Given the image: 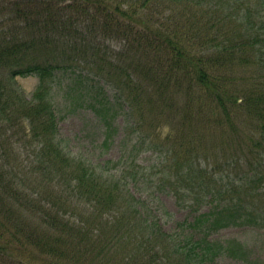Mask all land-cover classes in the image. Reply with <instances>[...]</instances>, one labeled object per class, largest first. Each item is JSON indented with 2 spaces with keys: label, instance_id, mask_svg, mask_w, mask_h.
Listing matches in <instances>:
<instances>
[{
  "label": "trees",
  "instance_id": "obj_1",
  "mask_svg": "<svg viewBox=\"0 0 264 264\" xmlns=\"http://www.w3.org/2000/svg\"><path fill=\"white\" fill-rule=\"evenodd\" d=\"M79 23L118 45L116 74H93L114 98L79 88L103 147L124 117L120 156L96 166L59 139L55 81L78 61L65 44ZM154 122L166 132L147 174L128 145ZM262 169L264 0H0V264H258L247 243L213 236L264 229ZM155 191L191 217L164 229L146 205Z\"/></svg>",
  "mask_w": 264,
  "mask_h": 264
},
{
  "label": "rangeland",
  "instance_id": "obj_2",
  "mask_svg": "<svg viewBox=\"0 0 264 264\" xmlns=\"http://www.w3.org/2000/svg\"><path fill=\"white\" fill-rule=\"evenodd\" d=\"M89 14L90 17L88 20L91 26H93L95 21L101 22L103 19L100 18L94 10H91ZM84 24L85 23H79L78 28L83 33L76 36L78 37L76 38V41L74 42L75 38L71 36L73 43L65 44L66 49L68 48L66 52H68V50L71 51V53L73 52L74 56L72 58L77 59L78 61L72 60L66 71H59L57 73L54 95L55 103L59 110L58 116L60 119L58 120V130L61 146L71 156L81 158L96 166L102 165L107 160L114 161L120 156L124 117L120 115L116 119L115 126L117 133L114 136L113 143L108 148L103 147L102 141L104 136L101 123L90 109L85 108V95H83V93L80 94L81 90L79 88L82 87L84 83H88L89 87L91 85L94 86L90 96H95L98 89L102 87L106 96L110 99L114 98L115 91L111 88V86L104 84L103 81L94 77L93 74L96 73L99 68L106 75L110 73L116 74L117 71L113 68H109L108 66L111 51L107 49V46L112 49L113 46L118 47V45L115 43L116 40L110 41L109 39L100 37L96 33L91 34L90 31L87 32L88 22L86 21L87 26ZM84 35H86L90 41L83 39L84 41L81 43L80 37ZM75 43L77 44L75 45ZM93 53L95 56H93ZM68 54L70 55L69 52ZM68 54H65L66 58L69 57ZM102 57L105 58V62H103ZM111 59L115 60L114 58ZM84 60L88 64L87 69L90 74L87 72ZM119 74L120 73L118 72L117 75ZM17 81L24 90L25 95L30 97L36 86L37 79L34 77H27L17 78ZM79 81L81 82L79 83ZM89 87L84 89L89 90ZM117 107L121 112L122 109L120 106L118 105ZM71 108L74 109L73 113H68V110ZM158 123L160 126L164 124L163 121H158ZM160 126H158L156 122H154L151 126H144L142 129L144 139L138 141L135 137H133V141L128 145V150H132L131 155L135 158L137 166L141 171H144L147 174L156 171V166L159 165L161 160V156L159 155L160 151L156 150V147L160 145V142L164 137L166 126ZM150 142H154L156 146ZM261 172L264 174V169H262ZM141 184L142 183L139 185ZM155 185L153 188L156 187ZM263 187L264 184L262 185V188ZM149 198L150 200L147 199L146 204L148 206V210L153 215H157L159 217L160 223L166 230L171 229L177 221L189 218L192 215L188 209L180 206L176 202L172 192L155 191V195H151ZM213 238L223 240L227 238H237L238 240L247 243L249 249L251 250V259H262L260 261L256 260V262L258 264H264V229L254 227H229L217 232ZM120 252L123 251L120 250ZM114 259L116 262L121 260L120 257H115ZM13 264L19 263L14 262ZM219 264L243 263L226 258L221 260Z\"/></svg>",
  "mask_w": 264,
  "mask_h": 264
}]
</instances>
